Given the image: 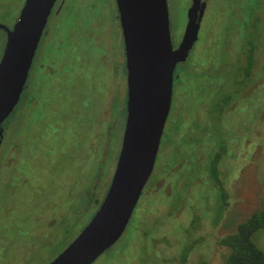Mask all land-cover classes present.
I'll return each instance as SVG.
<instances>
[{"label": "rangeland", "instance_id": "rangeland-1", "mask_svg": "<svg viewBox=\"0 0 264 264\" xmlns=\"http://www.w3.org/2000/svg\"><path fill=\"white\" fill-rule=\"evenodd\" d=\"M26 1L0 0V25L12 28ZM168 3L176 48L192 0ZM207 3L176 72L154 172L124 235L94 264H224L220 239L264 210V0ZM57 7L37 54L55 74L33 70L36 102L5 123L0 264H50L62 254L103 203L122 147L127 75L116 0ZM6 39L0 30V61ZM217 152L225 202L209 172ZM253 239L264 251V230Z\"/></svg>", "mask_w": 264, "mask_h": 264}, {"label": "water", "instance_id": "water-1", "mask_svg": "<svg viewBox=\"0 0 264 264\" xmlns=\"http://www.w3.org/2000/svg\"><path fill=\"white\" fill-rule=\"evenodd\" d=\"M58 0H27L0 61V130L18 106ZM192 0L174 48L168 0H116L127 70V119L116 170L99 210L50 264H94L124 235L154 172L171 112L175 70L199 39L206 4ZM2 133V130L0 131Z\"/></svg>", "mask_w": 264, "mask_h": 264}, {"label": "trees", "instance_id": "trees-1", "mask_svg": "<svg viewBox=\"0 0 264 264\" xmlns=\"http://www.w3.org/2000/svg\"><path fill=\"white\" fill-rule=\"evenodd\" d=\"M120 39V43L124 48L122 35ZM248 61L247 74L249 75L250 70L253 67V57L251 55L249 56ZM122 64L125 67L127 75L124 57ZM216 154L217 155L214 156L210 163L209 172L217 185L221 198L225 202L227 199L226 193L223 191L218 170L223 153L217 152ZM261 230H264V210L255 213L247 221L238 225L235 233L221 238L218 245L229 250V255L225 259L224 264H264V251L256 245L253 239L254 235Z\"/></svg>", "mask_w": 264, "mask_h": 264}, {"label": "flooded vegetation", "instance_id": "flooded-vegetation-1", "mask_svg": "<svg viewBox=\"0 0 264 264\" xmlns=\"http://www.w3.org/2000/svg\"><path fill=\"white\" fill-rule=\"evenodd\" d=\"M59 1V0H58ZM208 0H202V4L203 3H205L206 4V9H205V13H206V10H207V8H208ZM57 5H58V2L56 3V5H55V7H54V9L52 10V13H51V15H50V17H49V20H48V22H47V25H46V28H45V30H44V33H43V36H42V38H41V41H40V44H39V46L41 47V43H42V41H43V39L44 38H47L48 36H49V34H50V29H51V26L52 25H54V22H53V19L56 17V15L57 14H59V10H58V8L59 7H61V3H60V6L59 7H57ZM205 13H204V16H205ZM203 19H204V17H203ZM120 20V19H119ZM202 22H203V20H202ZM202 24V23H201ZM14 27V26H13ZM12 27V28H13ZM12 28H9V29H12ZM2 31V30H1ZM121 35H122V29H121ZM7 36V35H6ZM122 39H123V35H122ZM6 42H7V39H6ZM6 42H5V44H4V46H6ZM123 42H124V40H123ZM3 46V49H2V51H3V53H2V57H3V54H4V50H5V47ZM39 51H40V49H39V47H38V50H37V53H36V56H35V59H34V62H33V65H32V68H31V70H30V73H29V77H28V80H27V82H26V85H25V88H24V91H23V93H22V96H21V99H20V102H19V104H18V106L20 105L21 106V108L23 109H27L25 106H28L29 105V103L32 105V102L34 101V102H36V99H35V97H34V93H35V91L34 92H32L31 91V88H32V85H31V74H32V72H33V70H35V71H42L43 73H45V74H47V75H54L55 74V68H54V65L53 64H50V65H48V66H45L44 64H37V54L39 53ZM124 53H125V51H124ZM2 59V58H1ZM181 64H179L178 66H177V68H176V70H175V77H174V84H175V81L178 79L177 77V75H176V72H177V69H178V67L180 66ZM125 66H126V59H125ZM173 91H174V89H173ZM10 118V117H9ZM8 118V119H9ZM6 123V122H5ZM5 123L3 124V126L1 127V130H2V133H0V158H3L5 155H6V153H4V149H5V142H6V136H7V134H8V128L7 127H5ZM0 130V131H1ZM112 130H113V127H112V129L111 130H109V132H108V135L109 136H111V132H112ZM165 134V133H164ZM109 139H110V137H108ZM4 153V154H3Z\"/></svg>", "mask_w": 264, "mask_h": 264}]
</instances>
